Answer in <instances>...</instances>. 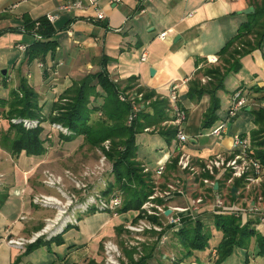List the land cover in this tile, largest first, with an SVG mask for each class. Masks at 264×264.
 <instances>
[{
    "label": "crops",
    "instance_id": "obj_1",
    "mask_svg": "<svg viewBox=\"0 0 264 264\" xmlns=\"http://www.w3.org/2000/svg\"><path fill=\"white\" fill-rule=\"evenodd\" d=\"M73 1L87 5V0H0V71L6 69V75L0 77V97H8L10 89L24 77L39 96L56 94L57 98L73 80L101 70L105 57L109 76L117 83L124 84L135 76L140 87L165 98L170 84H178L179 103L186 111L183 129L190 137L181 151L194 161L217 154L231 155L236 133L251 140V133L257 129L252 110L264 107V39L260 48L241 58L237 72L225 76L224 88L217 92L220 107L214 126L225 117L234 91L242 90L249 98V105L228 123L220 137L208 135L211 128H202L203 117L210 107L209 96L191 101L187 92L190 80L200 69L218 64L219 49L253 13L242 11L255 10L256 6L264 5V0H119L115 3L98 0V7L104 13L102 20L95 19L92 8L59 9L62 4ZM44 15L54 17L51 23L56 29L57 47L54 55L46 57L45 66L40 67L36 60L26 63L25 52H20L16 45L29 46L36 39L26 30L25 20ZM167 29H170L168 37L159 39L158 34ZM142 54H145L144 61ZM210 57H215L216 62H209ZM197 76L201 82L206 77ZM48 83L52 86L46 91ZM257 88L262 90L256 91ZM56 98L41 101L40 96L44 111L49 110ZM137 138L138 157L153 172L159 160L168 157L166 163H169L176 155L171 144L167 145L156 131L145 130ZM42 158L24 152L14 156L0 146V264H99L103 259V242L114 239L116 232L122 230L119 224L135 213L119 214L122 217H112L107 212L79 213L77 224L68 225L50 239L40 238L29 250L30 244L7 246L9 238H28L39 230L49 213L32 202L34 194L45 191L37 175ZM187 178L183 180L185 187L192 181ZM187 193L188 190L185 200ZM192 200L189 203L186 200V206H192ZM209 208L210 205L203 204L197 213L210 211ZM257 228L264 231V225ZM212 233L215 238L205 250L194 252L179 264H214L221 233ZM161 247L158 243L149 264H170L166 254L160 258ZM260 259L258 264H264ZM244 262L252 263L248 254L243 259L240 248L234 247L220 264Z\"/></svg>",
    "mask_w": 264,
    "mask_h": 264
},
{
    "label": "trees",
    "instance_id": "obj_2",
    "mask_svg": "<svg viewBox=\"0 0 264 264\" xmlns=\"http://www.w3.org/2000/svg\"><path fill=\"white\" fill-rule=\"evenodd\" d=\"M263 19V20H262ZM37 24V25H36ZM25 28L38 35L25 50L26 63L38 61L45 66L48 55H54L57 42L54 39L56 29L44 16L36 20H25ZM264 39V5L256 6L249 14L247 21L241 23L234 34L217 52L218 64L200 69L197 75H206L210 78L202 83L200 76H195L189 82L187 97L191 101H199L204 95L210 99V107L202 120V128H212L218 120L216 114L219 109L217 92L224 88V78L229 72H237L241 68V58L253 50L260 48ZM107 59H102V69L90 73L71 84L51 104L47 115L44 114V105L40 96L24 77L19 79L16 87L11 88L8 97H0V119L8 123L7 129L0 133V146L12 155L24 152L29 156H40L46 153L43 137L44 126L47 121L66 128L68 134L60 131L61 139L66 142L75 138H82L83 143L90 148L101 150L107 161L111 164L110 174L112 180L102 191L108 199L111 195L119 193L122 204L118 209L120 214L137 212L135 220L143 216L140 209L142 204L152 194L154 189L153 172L149 170L138 157V135L149 128L156 131L170 145L176 133L173 126L164 124L171 119V110L167 98L160 97L155 91L140 87L136 77H129L124 84L113 81L105 67ZM5 78V77H4ZM256 91L262 88L255 89ZM130 92L141 93V100H137L139 108L132 111V102L120 100L121 94ZM135 116L128 123V117ZM253 123L256 130L251 133L252 155L264 165V107L252 110ZM37 119L39 125L26 129L21 123H12L11 119ZM109 141L106 150L103 143ZM177 156L166 163L162 175L174 174L177 171ZM147 168L145 171L144 169ZM173 171V172H172ZM229 177L228 173L217 179L218 190L221 183ZM244 179L235 180V188L242 185ZM264 192V188H263ZM210 194V190H207ZM210 196V195H209ZM163 203L162 199H156ZM96 211L94 207L86 213ZM136 213V214H137ZM150 220L158 222L155 217ZM256 221L249 218L235 217L230 214L204 211L193 216H184L179 229L172 231L171 226L165 227L169 233V246L174 252L170 264H179L193 256L194 252L205 250L212 238V228L221 233L216 245L217 257L214 264H220L231 255L234 247L248 248L253 241L257 254L264 260V233L256 227ZM159 243L162 233H156ZM38 240L30 244L36 245ZM145 245V254L137 261L133 259L132 252L126 251L128 264H148L152 258L154 247ZM161 258V257H160Z\"/></svg>",
    "mask_w": 264,
    "mask_h": 264
},
{
    "label": "built area",
    "instance_id": "obj_3",
    "mask_svg": "<svg viewBox=\"0 0 264 264\" xmlns=\"http://www.w3.org/2000/svg\"><path fill=\"white\" fill-rule=\"evenodd\" d=\"M112 2H117L119 0H111ZM92 8L95 12V19L102 20L104 18L103 11L98 7V0H87V5H84L81 1H73L70 3L62 4L59 9L65 11H72L76 9ZM48 20L52 22L54 17L51 15L47 16ZM37 25V24H36ZM170 29H167L158 34V38L165 40L169 35ZM35 38H38V35L34 33ZM16 48L24 53L27 46L22 43H18ZM141 60H145V54L141 55ZM209 62H216L215 57H210ZM38 65L42 67V63L38 62ZM210 78L208 76L202 78V82L205 83ZM142 94H121L120 100H129L132 102V111L135 112L139 108V103L137 100H141ZM169 107L171 110V119L166 121L164 124L173 126L176 129L175 137L171 142L172 152L177 155V168L180 172L188 174V177L191 180L198 179V181L203 184L204 187L210 189V196L212 202L210 204V211L213 213H224L230 214L235 217L249 218L256 221L258 225H264V204L262 203V197L258 196L257 200H251L247 203L246 207H236L226 204L218 186L215 188L218 175L223 173H228L229 177L227 178V183H231L235 179H244L247 184L245 188H250L251 184H259V182H264L263 174V165L252 155V146L250 140L239 133L233 135L232 138V153L229 156L217 154L212 157H209L203 161H194L192 157L181 151V149L189 143L190 137L185 133L183 125L186 121V111L179 103V87L176 82H173L169 86V92L167 96ZM249 105V98L242 92V90H236L232 94L230 99L229 106L226 111L225 117L220 120V122L213 126L209 131L208 135L220 137L225 129L227 128L228 123L233 120L238 113L243 110L244 107ZM135 116V113L131 114L128 117V123ZM12 123H21L26 129L35 128L39 125L37 119H11ZM52 129L58 130L64 134H68L66 128L62 127L59 124L52 123ZM150 130L149 128L145 129ZM50 136V135H48ZM103 147L107 150L109 148V141L103 143ZM101 152V160L99 165L95 169V173H103L105 171V160L107 161L105 155ZM166 159H161L157 163V169L155 172L156 176H160L163 173L164 166L166 164ZM145 171L147 168L144 169ZM48 183L51 185L60 184V178H56L52 175L48 176ZM1 178V176H0ZM184 183L179 178L174 180L173 183H167L166 188L162 191L157 190L154 187L151 195L148 196L147 200L142 204L141 210H143V218L139 219L137 222H130L125 226V229L133 234H140L145 231H154L157 233H162L160 237L159 244H164L168 241V233L165 232V227L171 226V230L175 231L181 226V219L185 216H193L197 213L198 204L202 203L203 200L201 197L192 200V206H175V205H166L165 203L168 199H173L175 197L185 196L186 190L184 188ZM49 198L53 199L52 201ZM156 199H162L163 203H157ZM34 203H41L44 205L55 204L59 206L63 211L59 210V214L55 219H47L45 226L37 232H34L30 238H9L7 240L8 245L12 246H24L26 243H33L38 238L46 236V238H51L54 235H58L64 231L68 225H75L78 222V214L86 213L94 207L96 211L108 212L114 217L118 216V209L122 204V197L119 193H115L109 197V199H101L92 197H87L80 203L73 204L70 207L71 203L66 205H61L60 203L52 198L51 196L41 195L32 199ZM56 202V203H55ZM70 208H69V207ZM68 207V209H66ZM65 209V210H64ZM170 209L168 215L165 214V210ZM193 211L194 214L188 212ZM149 217H155L159 220L154 222L149 219ZM103 259L99 264H120V248L112 240L108 239L103 242L102 245Z\"/></svg>",
    "mask_w": 264,
    "mask_h": 264
},
{
    "label": "rangeland",
    "instance_id": "obj_4",
    "mask_svg": "<svg viewBox=\"0 0 264 264\" xmlns=\"http://www.w3.org/2000/svg\"><path fill=\"white\" fill-rule=\"evenodd\" d=\"M0 77H1V74H0ZM51 86H52L51 83L45 84L46 91L49 90ZM131 94H137V93L135 92L128 93V95H131ZM40 96H41V101H44L46 98L48 99L54 98V97L56 98V94L53 96L46 97L44 93V95L42 94ZM47 113L48 112L44 111L45 115H47ZM0 120L2 121L0 122V133H1L3 130L7 129L8 123L4 119H0ZM43 126L45 130L42 136L44 137L46 135V140L44 144L46 147V153L43 155H40L43 157L42 158L43 162H41V164L38 166L37 175L45 191L34 194L32 196V199L35 197H39L41 195L51 196L55 200L57 199V201H59L60 203L62 202L61 205H66L68 203L69 204L71 203L70 207H72L73 204L75 203H80L87 197L93 198L94 196L96 199L99 196V198L103 200L106 199L107 197L103 196L101 193L106 188L107 183L112 180V176L110 174L111 164L105 160L106 162L105 168H104L105 171L101 174L95 173V169L99 165V162L101 160L102 154L100 150L90 148L88 145L83 143V140L80 137L75 138L73 141H70V142L64 141L63 139H61L60 135H58V132H57L58 130L52 129V123L49 121L45 122ZM263 174H264V169H263ZM49 175L54 176L55 179L60 178V184L58 185L49 184L47 182ZM0 176H2L1 173H0ZM187 176L188 174L180 173L179 169L177 168V172L175 171L173 175L172 174H169V175L161 174L160 176H153L155 180L154 187L157 188V190L162 191L166 188L167 183H173L174 180H176L177 178H179L180 181L182 180L183 182V180H188ZM226 180L221 183L222 186L220 189V194L222 195L226 204L231 205V206H236V207H246L249 201L257 200L258 196L262 197V203L264 204V192H263L264 182L263 181L259 182V184H251L250 188L246 189L245 185L247 184V182L245 181L242 183L241 186L235 188L234 187L235 180L237 179L233 180L229 184L227 183ZM184 188H186V191L188 190V193L186 196L187 197L186 200L188 203L190 202V199L194 200V199H197L198 197H201L203 202L198 204L197 206H201L203 204L204 205L211 204L212 199H211V196H209L210 194L207 193L208 188L204 187L203 184H201L198 181V179L191 181V184H188L187 187L184 186ZM184 197L180 196V197H175L173 199H168V201L165 204L186 207L187 204H186V200L184 199ZM49 200L52 201L53 199L49 198ZM172 200L173 201L176 200V202H171ZM34 204L37 205L39 208L49 210L48 215L44 217L43 226L40 229H42L45 226L46 220L48 218L55 219L57 217V214H59V210L63 211L61 208H59V206L55 204H52V205L42 204L41 205V203L39 204L38 202ZM68 207H66V209H68ZM134 213L135 214L134 215L132 214L133 216L131 218L129 217L127 219L123 218L125 221L119 224L122 230L119 233L116 232L117 236H115L114 239H110L113 242H115L120 248V251H121L120 258H119L120 264L129 263L128 259L125 256V252H124L125 249L126 251H131L133 259L137 261L139 257L143 256V254L147 252L146 250H144L145 245H148L147 246L148 248L155 246V249L158 246V244H156L157 239H156V234L154 231H145L140 234L139 233L131 234L125 229V226L128 223L130 222L135 223L139 219L143 218L142 216L141 218H138L135 220V217L138 215V213L137 212H134ZM188 213L189 214L187 215H191L190 213L194 214L193 211L188 212ZM119 214L118 216L122 217ZM111 216L114 217L112 214ZM259 231L261 232L262 230H259ZM212 232H217V231L214 228H212ZM263 232L264 231H262L261 233ZM55 236L57 235H54L53 237ZM41 238L50 239V238H46V236H43ZM214 238L212 236V238L209 240V243L212 242ZM39 239L40 238H38V240ZM168 241L165 242L164 244H159L162 246L161 249H159L160 250L159 254H160V257L163 256V254H166L167 255L166 261L170 263L172 259L174 258V252L172 248L169 246V244H167ZM29 244H32V243H29ZM165 244L167 245L163 247V245ZM7 246L9 245L7 244ZM240 252L243 256V259H245L246 255L248 254L250 262H252L251 264H258V262L261 261L260 259L261 257L257 254V248H256V245L253 243V241L250 243L248 248H240Z\"/></svg>",
    "mask_w": 264,
    "mask_h": 264
},
{
    "label": "water",
    "instance_id": "obj_5",
    "mask_svg": "<svg viewBox=\"0 0 264 264\" xmlns=\"http://www.w3.org/2000/svg\"><path fill=\"white\" fill-rule=\"evenodd\" d=\"M243 13H249V12H254V9H252V8H247V9H245L244 11H242ZM154 70L153 69H151L150 70V73H152ZM0 73H1V75H3V76H5L6 75V69H2L1 71H0ZM218 186V184L216 183L215 184V188ZM170 213V209H166L165 210V214L166 215H168Z\"/></svg>",
    "mask_w": 264,
    "mask_h": 264
},
{
    "label": "bare ground",
    "instance_id": "obj_6",
    "mask_svg": "<svg viewBox=\"0 0 264 264\" xmlns=\"http://www.w3.org/2000/svg\"><path fill=\"white\" fill-rule=\"evenodd\" d=\"M51 201V200H50Z\"/></svg>",
    "mask_w": 264,
    "mask_h": 264
}]
</instances>
